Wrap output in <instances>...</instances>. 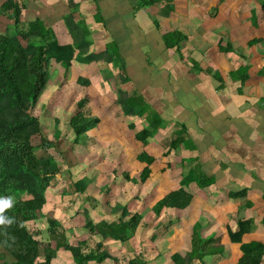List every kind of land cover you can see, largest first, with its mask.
Here are the masks:
<instances>
[{
	"label": "crops",
	"instance_id": "obj_1",
	"mask_svg": "<svg viewBox=\"0 0 264 264\" xmlns=\"http://www.w3.org/2000/svg\"><path fill=\"white\" fill-rule=\"evenodd\" d=\"M18 1L23 22L40 18L59 45L77 43L76 55L97 58L68 71L55 63L57 84L33 109L43 125L45 110L59 123L56 142L44 131L67 161L57 162L43 216L31 223L56 252L52 264H75L58 243L88 251L102 243L111 255L103 264L117 262L118 245L128 262L177 264L173 256L193 251L196 224L213 254L191 264H237L242 245H264V0ZM176 31L187 40H168ZM83 102L100 121L77 138L71 121ZM189 174L190 204L154 212ZM82 178L87 190L77 192ZM118 205L141 219L125 244L85 226L120 220ZM49 218L65 238L54 242Z\"/></svg>",
	"mask_w": 264,
	"mask_h": 264
},
{
	"label": "trees",
	"instance_id": "obj_2",
	"mask_svg": "<svg viewBox=\"0 0 264 264\" xmlns=\"http://www.w3.org/2000/svg\"><path fill=\"white\" fill-rule=\"evenodd\" d=\"M153 1L146 0L145 4ZM22 10L23 6L18 0H6L0 7V16L14 22L11 29L0 32V199L11 200V206L2 213L6 221L11 222L0 225V264H52L56 252L41 242L31 223L42 218L46 191L60 173V167L52 156H38L39 151L53 149L56 143L49 141L33 109L48 86L53 61L68 71L74 60L90 63L97 58L94 55L84 57L82 52L76 55L80 47L77 43L59 45L54 30L40 18L23 22ZM173 38H177L178 43L187 40L177 31L167 37L168 40ZM78 106L80 111L71 121L77 138L96 127L100 121L97 116L83 113L85 102ZM138 160L148 165L152 163V159L145 154L139 155ZM149 173L150 169L145 166L140 181L143 182ZM192 179L193 174L184 177L182 186L157 201L153 211L159 213L165 207H187L192 195L185 186ZM88 184L89 180L82 178L75 183L74 190L85 192ZM116 208L122 209L120 220H102L97 224L87 221L85 226L92 234L100 235L103 239L125 244L135 236L141 219L138 213L130 215L126 206L118 205ZM48 224L49 234L54 241L65 238L64 232L60 231L63 226L58 221L49 218ZM200 230L201 226L196 224L193 251L186 259L173 256L177 264H191L194 259L202 260L204 256L213 254L204 250L213 240L203 239ZM85 246L84 243L79 246L58 243V248L64 247L70 251L75 264H103L111 258L102 243L90 251ZM241 249L244 257L237 264L263 262V244L242 245ZM128 264L147 263L135 257Z\"/></svg>",
	"mask_w": 264,
	"mask_h": 264
},
{
	"label": "rangeland",
	"instance_id": "obj_3",
	"mask_svg": "<svg viewBox=\"0 0 264 264\" xmlns=\"http://www.w3.org/2000/svg\"><path fill=\"white\" fill-rule=\"evenodd\" d=\"M13 23L14 22H13L12 19H10V18H8L6 16H0V32H5L8 28L11 29ZM57 69H58V67L55 64V62H52L51 66H50V69H49V71H50L49 83L51 82L52 85L57 84L56 83ZM45 111H46V114H44V115L41 114V116L44 118V125H43V121H42V125L45 126V128H43V129H46L47 136L52 138L51 135L56 130V128L59 126L58 125L59 123L58 122H56V123L54 122L52 113H49L48 110H45ZM51 140L54 141L53 138ZM67 140H70V137H68ZM54 142H56V141H54ZM57 145L58 146L54 145L53 149H49V150H46V151H39L38 152V156L39 157H43V156L50 155L60 165H64L65 162H67V161L65 160V158L63 156H60V151H59L60 145L58 143H57ZM102 213L104 214V212H102ZM91 244H93V243H91ZM113 248H116L115 251H113V252H115V257L117 258V262H115V263L108 262L107 264H127L128 260L130 259V256L126 252H121L122 250H121V246L120 245H118L116 247H113Z\"/></svg>",
	"mask_w": 264,
	"mask_h": 264
},
{
	"label": "clouds",
	"instance_id": "obj_4",
	"mask_svg": "<svg viewBox=\"0 0 264 264\" xmlns=\"http://www.w3.org/2000/svg\"><path fill=\"white\" fill-rule=\"evenodd\" d=\"M11 206L10 199H0V225L5 224L6 222L10 223L11 221H6V218L2 215L5 209Z\"/></svg>",
	"mask_w": 264,
	"mask_h": 264
}]
</instances>
